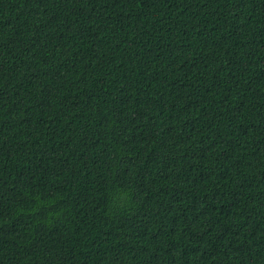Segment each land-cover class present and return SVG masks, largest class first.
Segmentation results:
<instances>
[{
	"label": "trees",
	"instance_id": "obj_1",
	"mask_svg": "<svg viewBox=\"0 0 264 264\" xmlns=\"http://www.w3.org/2000/svg\"><path fill=\"white\" fill-rule=\"evenodd\" d=\"M0 264H264V0H0Z\"/></svg>",
	"mask_w": 264,
	"mask_h": 264
}]
</instances>
